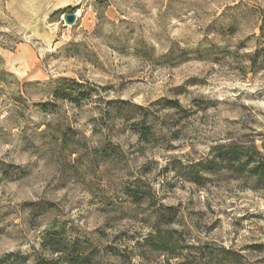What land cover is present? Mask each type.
<instances>
[{
	"label": "rangeland",
	"instance_id": "obj_1",
	"mask_svg": "<svg viewBox=\"0 0 264 264\" xmlns=\"http://www.w3.org/2000/svg\"><path fill=\"white\" fill-rule=\"evenodd\" d=\"M56 1L27 26L0 0V264H264V180L195 167L264 157V2Z\"/></svg>",
	"mask_w": 264,
	"mask_h": 264
},
{
	"label": "trees",
	"instance_id": "obj_2",
	"mask_svg": "<svg viewBox=\"0 0 264 264\" xmlns=\"http://www.w3.org/2000/svg\"><path fill=\"white\" fill-rule=\"evenodd\" d=\"M8 1V0H7ZM250 1L253 5L264 2V0H246ZM243 2L240 1L238 4L233 7H228V10L237 9ZM246 10V14L257 15L256 21L253 24V29H257L258 36L256 37V43L258 51L254 54V56L262 55L264 58V14L261 11H257L254 8H248L244 6ZM64 10H57L51 14L50 17H53L57 14H63ZM244 14V12H243ZM12 50V49H11ZM59 90L55 92V96L59 95ZM21 98V97H20ZM150 132L149 128L141 129L139 134V140L145 138L146 134ZM264 152V144L261 146ZM218 149L226 150L227 152L222 155V157H218L216 159H211L205 162V164H195V167L204 166L207 171H214L216 168L220 166H227L231 169H236L235 171L240 174H245L249 177H253L255 179L264 180V157L262 153L259 152L258 148L252 143L248 149H250V154L243 156L238 155L237 151L240 150L239 147L231 143L227 147H218ZM237 166V167H236ZM209 167V168H208ZM137 198V197H136ZM177 232L172 229H167L164 232H160L158 229H155L153 233H151L144 241V245H147L149 248L160 255H169L170 258L166 259V262H169L172 253L181 250L180 239L176 238ZM139 246V244H137ZM225 256L230 257V264H239L238 256H235L233 253L227 252L224 249L220 251ZM71 261H76L77 258L70 259ZM44 264H55V263H44Z\"/></svg>",
	"mask_w": 264,
	"mask_h": 264
},
{
	"label": "crops",
	"instance_id": "obj_3",
	"mask_svg": "<svg viewBox=\"0 0 264 264\" xmlns=\"http://www.w3.org/2000/svg\"><path fill=\"white\" fill-rule=\"evenodd\" d=\"M49 3L53 7L58 2L56 0H9L11 5L12 15L15 19L22 21L23 25H35L32 18L42 19L48 18L50 14H45V5ZM62 7L55 6L52 11L60 10ZM43 12V14H41ZM41 15V16H39Z\"/></svg>",
	"mask_w": 264,
	"mask_h": 264
},
{
	"label": "water",
	"instance_id": "obj_4",
	"mask_svg": "<svg viewBox=\"0 0 264 264\" xmlns=\"http://www.w3.org/2000/svg\"><path fill=\"white\" fill-rule=\"evenodd\" d=\"M63 21L65 25H73L76 22V15L74 12L66 13L63 15Z\"/></svg>",
	"mask_w": 264,
	"mask_h": 264
},
{
	"label": "bare ground",
	"instance_id": "obj_5",
	"mask_svg": "<svg viewBox=\"0 0 264 264\" xmlns=\"http://www.w3.org/2000/svg\"><path fill=\"white\" fill-rule=\"evenodd\" d=\"M74 14L76 15V17H79L80 11L74 12Z\"/></svg>",
	"mask_w": 264,
	"mask_h": 264
}]
</instances>
